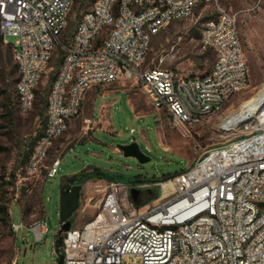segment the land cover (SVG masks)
<instances>
[{
  "label": "built area",
  "instance_id": "obj_1",
  "mask_svg": "<svg viewBox=\"0 0 264 264\" xmlns=\"http://www.w3.org/2000/svg\"><path fill=\"white\" fill-rule=\"evenodd\" d=\"M73 0H0V34L11 44L18 68V115L33 111L37 89L61 48L63 58L47 101V122L23 172L36 176L81 111L87 91L118 81H135L157 111L184 134L223 112L250 83L236 14L218 0H94L67 43ZM199 4H213L201 43L215 53L201 77L145 67L152 38ZM131 134L135 133L132 129ZM61 159L46 168L60 173ZM167 184V186H165ZM131 188L141 190L138 208ZM159 189V191L156 190ZM149 189L156 191L152 203ZM17 235L20 226L12 224ZM29 229L39 243L49 231L44 220ZM64 264H264V125L229 144L210 149L193 166L164 182L106 187L99 212L63 235Z\"/></svg>",
  "mask_w": 264,
  "mask_h": 264
},
{
  "label": "rangeland",
  "instance_id": "obj_2",
  "mask_svg": "<svg viewBox=\"0 0 264 264\" xmlns=\"http://www.w3.org/2000/svg\"><path fill=\"white\" fill-rule=\"evenodd\" d=\"M218 2L237 16L250 83L235 94L222 113L188 129L187 134L179 131L165 112L152 106L135 81L121 80L92 91L95 96L90 111L95 125L81 117V110L56 140L42 171L36 176L25 174L22 171L24 152L45 126L41 115L43 98L47 100L50 80L59 68L60 49L38 86L31 114L26 118L17 114L12 121L0 117V146L6 148L0 153V204L9 207L13 223L20 226L16 235L0 222V264H57L55 238L60 228V191L72 184L73 175L97 168L105 174L119 176L127 184L138 178L159 182L186 171L210 149L234 142L262 126L253 118L236 130L223 128L225 120L264 84V0ZM91 7V0H84L82 5L74 1L63 40L69 39L82 13ZM215 16L213 4H199L189 18L170 23L152 38L145 67L174 70L181 78L206 75L216 56L202 46V30L206 21ZM6 41L15 44L17 38L7 35ZM11 54L12 49L0 43V58L6 60ZM0 88L13 93L15 99L16 85L9 87L0 81ZM5 98L0 94V112ZM102 106L106 107L105 118L101 119ZM132 129L134 134L130 132ZM133 142L149 158L148 162L140 163L119 150V146ZM55 159H61L60 173L47 179L46 168ZM4 182L9 184L4 185ZM111 182L114 181L92 178L81 184L80 206L71 218L73 227L81 228L99 212L106 187ZM153 200L149 197L147 203ZM40 220L46 222L49 231L37 243L29 226Z\"/></svg>",
  "mask_w": 264,
  "mask_h": 264
},
{
  "label": "trees",
  "instance_id": "obj_3",
  "mask_svg": "<svg viewBox=\"0 0 264 264\" xmlns=\"http://www.w3.org/2000/svg\"><path fill=\"white\" fill-rule=\"evenodd\" d=\"M73 1H75L76 3H80V5H82V3L84 2V0H73ZM93 1L94 0H91V3H93ZM85 12H83V13H85ZM62 42L67 43L68 39L67 40L62 39ZM0 43H2V44L4 43V37L2 36V34H0ZM8 47H10L12 49L11 44H9ZM59 49L61 50V52L63 54L62 49L61 48H59ZM62 58H63V56L60 57V63L62 61ZM0 59H1V66H0L1 84H5L6 86H9V87L16 85V83L18 81V68H17V65L15 64V62L13 63V61H14L13 51H12V54L9 55L8 59L4 60L2 57ZM55 77H56V74L54 76H52V78L50 80L51 86L55 80ZM49 92H50V90H49ZM49 92H48V95H49ZM15 93H16V88H15ZM0 94L5 95V97H6L1 104L2 110L0 112V117L2 119L12 121V119L15 117V115L18 114L16 94H15V99H14L13 93H9L6 89H1V88H0ZM47 101H48V98H47V100H46V98H43L44 108L42 110L41 115H43V120H44L45 124L47 122ZM44 113H46V116H44ZM39 136L33 142L30 143L28 150L24 152L23 162H22V164H23L22 171H23V167L27 161V158H28L33 146L35 145L37 139L39 138ZM5 150H6V148L0 146V153L5 151ZM12 177H13V181H15L16 176L13 175ZM92 178L106 179L107 181H114V182H123L119 176L112 175V174H105L100 169H97V168H94L92 171H84V172H81L79 174L73 175L71 181H72V183H78L81 185L82 183H84V182H86ZM168 179L169 178H166V179L159 181V182H164ZM142 182L156 183V181L147 180L145 178H138L134 182H132V183L130 182V183L131 184H137V183H142ZM4 183H5L4 185L9 184V182H4ZM130 183L128 182V184H130ZM0 222L2 223V225L5 226V228L9 229V231L11 233L15 234L13 229H12V224H13L12 214L10 213L9 207L5 203L0 204Z\"/></svg>",
  "mask_w": 264,
  "mask_h": 264
},
{
  "label": "water",
  "instance_id": "obj_4",
  "mask_svg": "<svg viewBox=\"0 0 264 264\" xmlns=\"http://www.w3.org/2000/svg\"><path fill=\"white\" fill-rule=\"evenodd\" d=\"M119 150L127 157H135L139 160L140 163H146L149 161V158L140 151L139 145L136 142L125 146H119ZM81 191L82 185L80 184H74L68 187L61 188L60 191V228L55 238V252L58 255L57 264H64V255L60 252V248L63 245V235L65 232L70 231L73 227L71 218L79 209ZM148 193L151 195V197H156L155 190L149 189ZM130 196L134 204L138 208H141L144 205L145 199L141 190L131 188Z\"/></svg>",
  "mask_w": 264,
  "mask_h": 264
},
{
  "label": "bare ground",
  "instance_id": "obj_5",
  "mask_svg": "<svg viewBox=\"0 0 264 264\" xmlns=\"http://www.w3.org/2000/svg\"><path fill=\"white\" fill-rule=\"evenodd\" d=\"M253 118L261 125H264V84L257 93L240 106L238 111L225 120L223 128L225 130H236L242 123ZM165 186H167V184H165Z\"/></svg>",
  "mask_w": 264,
  "mask_h": 264
},
{
  "label": "crops",
  "instance_id": "obj_6",
  "mask_svg": "<svg viewBox=\"0 0 264 264\" xmlns=\"http://www.w3.org/2000/svg\"><path fill=\"white\" fill-rule=\"evenodd\" d=\"M95 88H92L90 89L89 91H87L86 95H85V98L83 100V105H82V112H81V117L89 124H94V121H93V116H92V113L90 111V105H91V102L95 96L94 92H92ZM105 107L106 106H102V118H105ZM72 126V124H71Z\"/></svg>",
  "mask_w": 264,
  "mask_h": 264
},
{
  "label": "flooded vegetation",
  "instance_id": "obj_7",
  "mask_svg": "<svg viewBox=\"0 0 264 264\" xmlns=\"http://www.w3.org/2000/svg\"><path fill=\"white\" fill-rule=\"evenodd\" d=\"M74 184H78V183H72V184H70L69 186L74 185Z\"/></svg>",
  "mask_w": 264,
  "mask_h": 264
}]
</instances>
